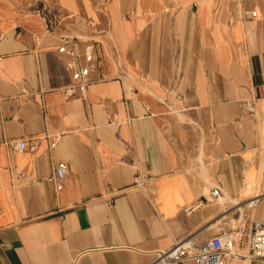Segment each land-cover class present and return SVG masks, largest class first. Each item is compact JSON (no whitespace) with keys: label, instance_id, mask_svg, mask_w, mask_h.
I'll return each instance as SVG.
<instances>
[{"label":"crops","instance_id":"1","mask_svg":"<svg viewBox=\"0 0 264 264\" xmlns=\"http://www.w3.org/2000/svg\"><path fill=\"white\" fill-rule=\"evenodd\" d=\"M105 5L93 81L70 97L71 29L0 0V264H152L232 227L246 255L264 221V0Z\"/></svg>","mask_w":264,"mask_h":264},{"label":"built area","instance_id":"2","mask_svg":"<svg viewBox=\"0 0 264 264\" xmlns=\"http://www.w3.org/2000/svg\"><path fill=\"white\" fill-rule=\"evenodd\" d=\"M256 11L251 16H256ZM62 45L59 52L67 56L66 69L70 72L73 80L72 85L65 89V94L70 97L83 96L93 81L92 74L97 66L95 57L96 45L92 40L83 41L81 38L70 37L67 34L62 36ZM248 111L255 113V107L247 103ZM27 147L25 141L19 142L17 148L24 150ZM52 148L56 143L51 144ZM66 164L56 165L55 183L57 190L64 188L63 180L66 174ZM140 181V180H139ZM139 186L144 190L141 182ZM222 192L219 187H215L210 192L208 201H218ZM244 230L240 227L228 228L220 234L208 237L204 241H198L193 236L176 241L173 246L165 251L155 252V259L152 264H183L188 260H194L197 264H228L232 258H243L251 261H264V221L255 222L248 239V250L246 255H242L236 250L237 241L243 238Z\"/></svg>","mask_w":264,"mask_h":264},{"label":"rangeland","instance_id":"3","mask_svg":"<svg viewBox=\"0 0 264 264\" xmlns=\"http://www.w3.org/2000/svg\"><path fill=\"white\" fill-rule=\"evenodd\" d=\"M30 1V7L36 8V10H40L41 8L48 19L52 22L51 25H60L62 27L66 25V28L71 29L73 33L70 35L68 32H65V34L70 37L78 36L83 41L92 40L95 42V39H98L95 35L101 30V28H99L101 21L100 15H102L104 7L106 6L105 4L109 0H76L78 9L76 8V11L64 15L57 12L55 0Z\"/></svg>","mask_w":264,"mask_h":264}]
</instances>
